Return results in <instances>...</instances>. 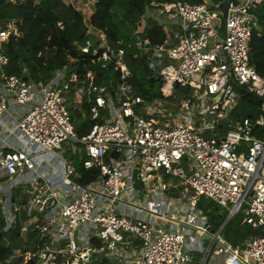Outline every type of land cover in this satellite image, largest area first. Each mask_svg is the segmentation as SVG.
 Instances as JSON below:
<instances>
[{
	"label": "built area",
	"instance_id": "built-area-1",
	"mask_svg": "<svg viewBox=\"0 0 264 264\" xmlns=\"http://www.w3.org/2000/svg\"><path fill=\"white\" fill-rule=\"evenodd\" d=\"M262 1L238 0L225 19L205 2L151 1L165 19L164 38L135 43L162 79L161 97L148 102L133 90L123 50L112 51L87 17L89 37L79 48L92 47L101 67L114 60L112 95L91 69L82 78L60 70L38 81L3 73L4 45L17 24L0 22V208L5 227L26 211L21 235L39 221L46 236L35 253L39 264L88 263L95 252L118 264H215L219 256L223 264H264V234L234 246L220 229L210 230L198 207L200 197H210L229 216L239 212L243 222L264 226V76L249 60L254 9ZM144 28L142 18L135 32ZM96 38L102 40L94 46ZM175 84L191 93L169 100ZM238 87L261 99L254 119L232 118ZM72 89L73 101L86 100L91 119L102 120L81 138L68 110ZM67 149L86 155L83 166L99 171L95 180L71 178ZM13 188L28 189V201H12Z\"/></svg>",
	"mask_w": 264,
	"mask_h": 264
},
{
	"label": "trees",
	"instance_id": "trees-1",
	"mask_svg": "<svg viewBox=\"0 0 264 264\" xmlns=\"http://www.w3.org/2000/svg\"><path fill=\"white\" fill-rule=\"evenodd\" d=\"M151 1H181L186 3L205 2L209 9L218 10L216 5L222 0H90L93 8L87 14L89 26L104 34L107 44L112 51L123 50V60L131 72L130 82L136 95L145 102L161 97L162 79L157 69L152 70L146 62V55L139 54L136 41L139 37L148 38L151 43H160L164 38L163 17L153 12ZM257 24L252 31L249 48V60L256 71L264 76V0L255 9ZM158 16V17H157ZM145 19L142 33H136L140 20ZM162 18V20H161ZM14 19L17 33L9 37L5 43V54L8 62L2 67L5 74L23 76L26 80H48L56 71L66 67L67 77L76 72L80 78L88 69L96 73L95 83H106L107 92L112 95L113 86L110 80L117 78L114 60L101 67L102 60H97L98 54L92 47L88 52H82L79 46L89 37L88 26L83 13L72 4L63 0H0V22ZM102 40L96 38L94 46ZM74 89L70 95L73 96ZM191 88L175 84L174 93L169 98L176 101L181 94H190ZM261 99L247 92L243 87L237 88V104L231 111L233 119L248 117L254 119L260 112ZM90 104L82 100L80 104L69 103L68 110L78 138L85 136L95 122L89 112ZM263 133L264 128L260 130ZM76 146L81 142L72 141ZM69 147V146H68ZM107 155L116 156L108 151ZM65 156L72 159L74 174L71 178L80 184H87L98 176L97 168H85L83 160L86 155L82 152L72 153L67 149ZM28 189L13 188L10 195L12 201L27 202ZM198 207L210 224V230L220 229L221 234L232 245L240 246L243 240L252 234H264V226H252L242 221L239 212L228 215V210L221 207L210 197H200ZM27 213L21 209L16 213V219L10 226L5 227L6 219L0 208V264H39L40 259L35 255L46 241L37 226L39 221L31 223L25 235H21L22 222ZM99 245L100 241L94 239ZM18 249V252H15ZM90 264H118L107 255L93 256Z\"/></svg>",
	"mask_w": 264,
	"mask_h": 264
},
{
	"label": "rangeland",
	"instance_id": "rangeland-1",
	"mask_svg": "<svg viewBox=\"0 0 264 264\" xmlns=\"http://www.w3.org/2000/svg\"><path fill=\"white\" fill-rule=\"evenodd\" d=\"M63 1L66 2V3L71 2V3H73L77 7L79 6L80 9H82V13L84 15V18L87 17V14H89V12L93 8V2H90V0H63ZM161 20H162V18H161ZM66 96H67V94H66ZM68 98H69V94H68ZM68 102L71 103V100L68 99ZM78 235H79L78 230H75V236L77 237ZM207 237H208V233L207 232L204 233V234H201V237L200 238L204 241V244H206L207 241H208L207 240ZM194 251H195L196 254H200L199 251H197V250H194ZM94 255L97 256V257H101V256L105 255V252H95L93 254V256ZM90 263H91V261L88 262V263H81V264H90Z\"/></svg>",
	"mask_w": 264,
	"mask_h": 264
},
{
	"label": "water",
	"instance_id": "water-1",
	"mask_svg": "<svg viewBox=\"0 0 264 264\" xmlns=\"http://www.w3.org/2000/svg\"><path fill=\"white\" fill-rule=\"evenodd\" d=\"M237 3H238V0H222L221 2H219L217 4V9L220 11L221 17L225 19L227 16V12H228V8L230 4L236 5ZM62 71L66 73L67 71L66 67H64Z\"/></svg>",
	"mask_w": 264,
	"mask_h": 264
},
{
	"label": "crops",
	"instance_id": "crops-1",
	"mask_svg": "<svg viewBox=\"0 0 264 264\" xmlns=\"http://www.w3.org/2000/svg\"><path fill=\"white\" fill-rule=\"evenodd\" d=\"M74 97H75L74 94H73V96H71V95L69 94V98H68V99H70L72 103L80 104L79 102H75V101H73ZM169 194L175 196V195H176V190H171V191L169 192ZM242 243H243V242H242ZM241 245H242V244H241ZM214 262H215V264H223V263H222V259H221L220 257H217V258L215 259Z\"/></svg>",
	"mask_w": 264,
	"mask_h": 264
}]
</instances>
